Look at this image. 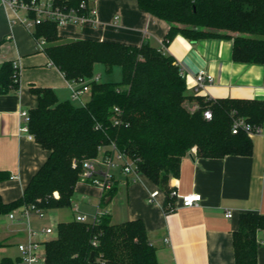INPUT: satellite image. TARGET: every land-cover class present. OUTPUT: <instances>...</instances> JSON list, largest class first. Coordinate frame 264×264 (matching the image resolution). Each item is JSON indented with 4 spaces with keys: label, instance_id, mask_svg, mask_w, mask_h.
<instances>
[{
    "label": "trees",
    "instance_id": "1",
    "mask_svg": "<svg viewBox=\"0 0 264 264\" xmlns=\"http://www.w3.org/2000/svg\"><path fill=\"white\" fill-rule=\"evenodd\" d=\"M81 1L63 2L76 7ZM138 5L169 24L165 46L177 36L191 43L230 40L235 62L264 65V0H138ZM33 36L45 38L43 51L68 81L92 78L101 64L107 72L121 67L123 82H91V98L83 106L59 101L51 88L31 87L38 105L29 112V133L50 156L21 198L6 203L0 195V216L24 206L43 215L71 207L81 163L98 157L102 145L114 143L140 160V172L164 192L166 212L176 202L169 181L179 175L183 158L193 149L201 158L253 154L250 135L233 134V119L242 117L261 127L263 101L188 95L175 58L148 42L138 47L90 39L65 42L52 22L37 25ZM19 86L13 61H5L0 67V95L18 92ZM206 110L212 112L211 119L205 118ZM9 177L0 171V183ZM115 192L116 187L104 194L103 204ZM260 231L264 214L240 215L233 233L235 264H258V246L264 243ZM43 245L45 264H161L141 219L113 223L104 214L93 222H60L57 236ZM17 261L3 257L0 264Z\"/></svg>",
    "mask_w": 264,
    "mask_h": 264
},
{
    "label": "crops",
    "instance_id": "2",
    "mask_svg": "<svg viewBox=\"0 0 264 264\" xmlns=\"http://www.w3.org/2000/svg\"><path fill=\"white\" fill-rule=\"evenodd\" d=\"M95 4L99 24L60 27L58 32L63 41L90 39L136 47L148 42L175 58L185 76L188 95H195L194 78L198 72L205 71L214 82L207 84L198 96L264 102V65L235 62L232 41L206 39L191 43L177 36L165 46L169 24L141 10L138 0H95ZM26 16V12L21 16L19 11L15 13L0 2V67L9 60L20 67L19 91L0 95V171L10 176L0 183V195L6 203L23 196L33 176L50 156V151L20 131L21 113L30 112L38 105L31 87L51 88L59 101H70L75 106H83L91 98V92H86L80 103L72 99L69 81L39 47L34 29L21 23L20 19ZM250 138L253 154L249 157L201 158L196 149L184 157L179 175L169 181V187L178 193L170 212L164 209V192L146 176L136 183L118 177L115 194L124 188L131 209L129 219L123 222L135 219L144 222L161 264H235L233 233L239 227L240 215L264 214V124ZM156 189L161 191L158 203H149L147 198ZM188 194H200L199 204L183 207L181 196ZM103 196L99 187L79 181L72 204L99 200L96 215H87L91 217L88 221L106 214L116 223L107 209L112 200L103 204ZM18 210L16 220H11L9 214L0 216L3 244L0 251L11 245L18 247L27 240V228L20 221ZM75 211L80 213L78 205ZM227 212L232 213L231 218L226 217ZM258 237L263 242L264 231ZM18 254L17 259L19 250ZM258 264H264V243L258 246Z\"/></svg>",
    "mask_w": 264,
    "mask_h": 264
},
{
    "label": "built area",
    "instance_id": "3",
    "mask_svg": "<svg viewBox=\"0 0 264 264\" xmlns=\"http://www.w3.org/2000/svg\"><path fill=\"white\" fill-rule=\"evenodd\" d=\"M64 0H0L4 5L10 7L15 13L18 11L26 12L27 16L20 19L21 23L27 28L34 29L37 25L45 22L55 23L58 28L68 25L84 26L87 24L98 25V9L95 4V0H82L76 7H68L64 4ZM119 17L116 16L115 20ZM39 47L43 50L46 41L45 38L37 40ZM13 67L20 75V67L17 62L13 61ZM183 74V71H181ZM184 75V74H183ZM100 76H93L90 79L79 78L76 81H69L70 88L72 90V99L80 100L84 93L91 92V82H99ZM194 93L198 95L207 84L214 82L213 77L207 74L205 71H200L194 78ZM80 85L81 87H76ZM118 112V109H115ZM206 119H211L212 112L206 110L204 112ZM22 125L20 131L33 139V136L29 133V112H22ZM115 124H119V121H115ZM261 130L260 126H252L248 124L244 118L235 116L233 119L232 132L237 134L239 131H245L249 135L257 134ZM195 150V149H193ZM99 156L92 159H86L82 161V172L80 174V181L88 183L90 185L99 187L103 194H107L116 187L118 183V177L121 176L125 181L129 183L139 182L143 176L140 172L139 163L140 160L132 158L126 153L121 152L114 143L108 146H100L98 148ZM74 167L77 166V162H74ZM14 177H11V179ZM161 194L159 189L151 192L147 198L149 203H158V197ZM172 195L176 198L178 193L175 189H172ZM58 197V195L56 194ZM183 207H191L198 205L201 201L200 194H188L181 196ZM20 218L27 228V240L18 245L20 257L16 264H35L42 256L40 250L43 243L48 240V237L53 234L52 228H43L41 230H33L30 225L29 215L31 214L30 207H21L19 210ZM16 212L14 210L9 214L11 220H16ZM43 216V214H36ZM101 215L98 214L91 221L97 220ZM227 218L232 217L231 212H227ZM75 219L79 222H89L88 217L84 214L78 213ZM36 237L41 239L36 240ZM166 242L169 239H165ZM44 246V245H43Z\"/></svg>",
    "mask_w": 264,
    "mask_h": 264
},
{
    "label": "rangeland",
    "instance_id": "4",
    "mask_svg": "<svg viewBox=\"0 0 264 264\" xmlns=\"http://www.w3.org/2000/svg\"><path fill=\"white\" fill-rule=\"evenodd\" d=\"M19 14L23 16L24 11H19ZM66 42H69L66 41ZM98 68L94 70V75L98 76V74L101 75V78L99 82L104 83H122L123 82V76H122V70L121 67L116 66L111 72H107L105 67L101 64H97ZM82 101L84 99V96H82ZM80 100H77L78 103ZM195 103H191V106ZM80 195H76V199L79 200ZM100 201L94 200L91 203L85 202V201H75L71 207L59 209V210H53L46 212L43 216L36 215L35 213H31L29 215L30 225L33 230H41L43 228H52L53 234H51L48 239L55 238L57 236V225L60 222H70L75 219L77 216V211H75L76 205L79 206V212L83 213L84 215H96L98 211ZM129 200L126 194V191L124 188L120 189L114 196L111 201V203L107 206V209L110 211V213L113 216V220L116 223H122L125 220H128L130 217V211L129 208ZM138 204V203H133ZM89 219H91L90 216H87ZM26 228V225H25ZM36 240H39V238H35ZM18 247L16 245H11L9 247H6L4 250L0 251V258L3 257H11L14 261H16V257L18 256ZM40 255L42 258L35 264H45V249L42 245L40 250Z\"/></svg>",
    "mask_w": 264,
    "mask_h": 264
}]
</instances>
